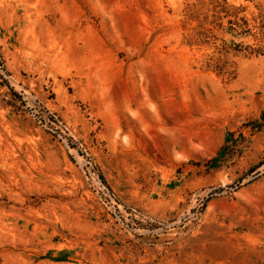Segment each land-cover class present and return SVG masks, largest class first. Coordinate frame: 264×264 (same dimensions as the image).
I'll list each match as a JSON object with an SVG mask.
<instances>
[{
  "label": "rangeland",
  "instance_id": "obj_1",
  "mask_svg": "<svg viewBox=\"0 0 264 264\" xmlns=\"http://www.w3.org/2000/svg\"><path fill=\"white\" fill-rule=\"evenodd\" d=\"M0 264H264V0H0Z\"/></svg>",
  "mask_w": 264,
  "mask_h": 264
}]
</instances>
